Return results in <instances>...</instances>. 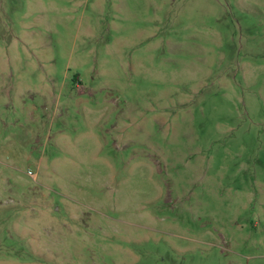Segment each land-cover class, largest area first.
I'll return each mask as SVG.
<instances>
[{
	"label": "rangeland",
	"instance_id": "obj_1",
	"mask_svg": "<svg viewBox=\"0 0 264 264\" xmlns=\"http://www.w3.org/2000/svg\"><path fill=\"white\" fill-rule=\"evenodd\" d=\"M0 264H264V0H0Z\"/></svg>",
	"mask_w": 264,
	"mask_h": 264
}]
</instances>
